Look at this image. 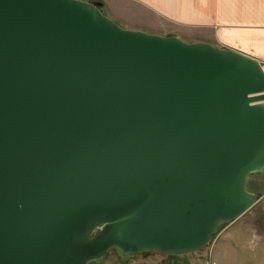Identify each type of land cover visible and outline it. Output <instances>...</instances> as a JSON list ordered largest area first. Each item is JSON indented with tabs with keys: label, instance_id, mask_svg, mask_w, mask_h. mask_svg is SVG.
Returning <instances> with one entry per match:
<instances>
[{
	"label": "water",
	"instance_id": "1",
	"mask_svg": "<svg viewBox=\"0 0 264 264\" xmlns=\"http://www.w3.org/2000/svg\"><path fill=\"white\" fill-rule=\"evenodd\" d=\"M86 0H0V264L179 254L257 199L264 69Z\"/></svg>",
	"mask_w": 264,
	"mask_h": 264
},
{
	"label": "crops",
	"instance_id": "2",
	"mask_svg": "<svg viewBox=\"0 0 264 264\" xmlns=\"http://www.w3.org/2000/svg\"><path fill=\"white\" fill-rule=\"evenodd\" d=\"M99 1L105 0H86ZM154 16L177 20L187 29H195L199 38H185L179 32L152 33L175 35L188 41H204L247 54L264 69V0H125ZM100 9L101 6H100ZM141 29V28H130ZM259 174H264V171ZM252 175V174H251ZM264 181L252 188L256 201L240 216L225 222L210 241L206 257L214 247L223 260L236 253L235 247H244L242 240L254 238L256 245L246 258L227 264H264ZM217 227V226H216ZM248 249V248H247ZM241 256V255H239ZM129 264V263H128Z\"/></svg>",
	"mask_w": 264,
	"mask_h": 264
},
{
	"label": "rangeland",
	"instance_id": "3",
	"mask_svg": "<svg viewBox=\"0 0 264 264\" xmlns=\"http://www.w3.org/2000/svg\"><path fill=\"white\" fill-rule=\"evenodd\" d=\"M101 8L103 14L124 28H141L139 30L150 33L154 31L162 33L179 32L185 38H199L201 36L196 35L195 29H187L177 20H167L166 18L154 16L125 0H105ZM258 181H264V174L249 175L246 179V189L251 191ZM263 186L264 183H262L261 189H263ZM223 224L219 223L216 229ZM242 242L244 247H235L236 253L227 260L219 257L217 247H214L211 259L215 264H227L232 261L238 262L240 257L246 258L247 253L254 249L256 243L255 239L250 237L248 240L247 237L244 238ZM209 244L210 242L205 247L189 253L161 254L156 251H143L130 257L123 256L118 249L113 248L108 250L103 258L90 261L87 264H196L207 258Z\"/></svg>",
	"mask_w": 264,
	"mask_h": 264
},
{
	"label": "built area",
	"instance_id": "4",
	"mask_svg": "<svg viewBox=\"0 0 264 264\" xmlns=\"http://www.w3.org/2000/svg\"><path fill=\"white\" fill-rule=\"evenodd\" d=\"M196 264H215V262L211 259V257H207L202 262L196 263Z\"/></svg>",
	"mask_w": 264,
	"mask_h": 264
}]
</instances>
